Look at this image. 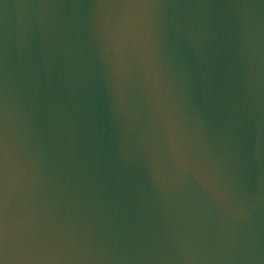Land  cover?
<instances>
[{
    "label": "water",
    "instance_id": "95a60500",
    "mask_svg": "<svg viewBox=\"0 0 264 264\" xmlns=\"http://www.w3.org/2000/svg\"><path fill=\"white\" fill-rule=\"evenodd\" d=\"M0 264H264V0H0Z\"/></svg>",
    "mask_w": 264,
    "mask_h": 264
}]
</instances>
